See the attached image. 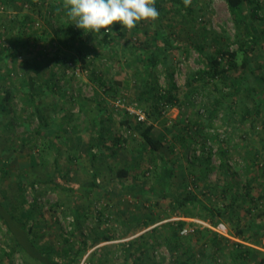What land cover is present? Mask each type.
Masks as SVG:
<instances>
[{"label": "rangeland", "instance_id": "1", "mask_svg": "<svg viewBox=\"0 0 264 264\" xmlns=\"http://www.w3.org/2000/svg\"><path fill=\"white\" fill-rule=\"evenodd\" d=\"M188 1L198 17L195 26L185 22L176 3L162 2V32L173 46L165 48V56L158 65L160 83L165 84L166 71L175 69L181 100L162 115L168 119L169 126L179 119L188 121L196 117L204 124L207 116L204 107L209 106L214 94L221 95V110L214 128L201 127L198 134L192 133L196 138L189 146L164 132L158 122L154 124L153 134L164 136V146L157 155L165 156L175 167L173 189L184 188L182 175L186 174L191 190L206 205L219 206L228 202L223 187L233 179L241 187L247 176L255 177L254 196L264 188L261 174L264 170V104L258 106V93L264 94V0H260L263 5L260 16L254 20L249 15L250 8L245 6L247 21L252 25L235 22L225 0ZM64 3L65 0H0V105L6 106L0 110V200L14 203L23 187L28 203L36 202L40 211L31 221L34 232L39 234L40 241L52 245L63 244L67 237L74 242L80 231L85 236L94 229L101 234L115 235L114 240L92 247L90 238L89 249L79 264H98L101 259L106 264H133L131 257L125 258L127 251L120 244L129 240L134 241L131 251H136L141 264H173L178 251L172 243L165 242L163 237L158 243L151 242L141 235L154 226L179 219L187 222L184 227H195L193 232L182 234L185 236L182 243L194 250L200 264H264V236L256 243L239 237L236 229L227 225L226 234L216 232L215 240L212 229L195 221H207L200 215H204L200 206L195 207V217H184L177 214L168 199L128 196L122 192L121 181L111 167L130 164L133 156L142 160V166L149 167L148 153L138 155L136 150L140 149L139 136L122 121L126 116L133 123L138 121L127 107H138L133 99L146 83L142 57L151 51L152 19L142 20L131 29L125 28L126 33L113 45H103L97 42L95 33H85L74 25L75 21L67 18ZM26 16L30 20L22 26L21 20ZM21 27L22 44L15 45L12 40ZM253 36L257 38L252 43L254 52L250 61L254 74L241 80L239 68L231 72L228 86L220 84L221 91L215 87L205 92L193 90L198 83L191 80V73L203 66L193 47L195 43H202L206 52L212 54L220 46L236 50L240 43H250ZM82 40L87 43L85 64L80 59L77 62L54 59L57 53L77 55ZM36 58L40 81L52 74L59 85L54 90L44 88L35 98L50 120L42 127L34 104L25 96L26 88L21 84L29 69L27 63ZM239 84L241 90L236 92ZM252 86L257 89L251 90ZM6 90L12 93L9 104L3 98ZM246 109L251 114L243 118ZM152 119L145 112L147 123ZM100 126L128 138V142L114 156L105 148L94 147L92 152L96 156L91 159L89 143L93 138L98 139L96 128ZM96 168L99 169L97 185L91 186L89 182ZM147 180L151 181V174L137 181L130 177L127 182L140 184ZM145 214L158 216L159 220L142 228L140 223ZM252 219L264 224V203L261 209L255 208L252 214L243 215L236 222L247 225ZM207 229L210 235L203 238L201 232ZM6 234L0 222V264H40L17 248ZM157 235L163 234L159 231ZM104 245L105 248L92 255L96 248ZM247 246L260 252L252 254L248 260L238 259V251Z\"/></svg>", "mask_w": 264, "mask_h": 264}, {"label": "trees", "instance_id": "2", "mask_svg": "<svg viewBox=\"0 0 264 264\" xmlns=\"http://www.w3.org/2000/svg\"><path fill=\"white\" fill-rule=\"evenodd\" d=\"M164 1L165 0H154V6L158 10L159 15L154 20L152 19L154 33L151 35V41H149L151 51L142 57L145 72L147 73V79L144 86L138 91L137 95L133 99L135 105L145 108L148 118L151 117L153 119L150 123H147V120H138L133 123L132 120L126 116V118L122 121L124 126L133 130L139 136L140 149L136 150L138 155L144 152L148 153L147 160H149V167L142 166V160H139V157L137 158L133 156L130 164L123 167H111V170L114 172L116 177L120 179L122 192L125 195L137 197L152 196L156 198L168 199L171 207L177 210V214L184 217H195L197 214L195 212V207L200 206V208L204 211V215H200L212 226L218 224L219 222H223L226 226L229 225L230 228H235L236 234L239 237H245L252 239L253 242L260 243V239L264 236V224L255 219L249 221L247 225H240L236 222V220H240L241 216L252 214L255 208L261 209L262 203H264V188L258 196H254L252 194L255 177L247 176L241 187H239V184L233 179L227 186L223 187V194L225 198L228 199V202L224 205L208 206L193 190H191L186 174L182 175L184 179V188L179 191L173 189L171 184L174 180V176L176 175L175 167L172 166V163H170L165 156L161 155V157H159L157 155L164 146L165 139L164 136L155 137L153 134L155 122L160 123L164 132L171 133L175 139L181 140L183 144L188 143L189 146V142L191 143L192 140H195L196 138L194 134H198L201 127L214 128L215 118L221 110V95L213 93L214 97L212 101H210L209 106L204 107L205 114H207L206 122L204 124L201 123L199 117H196L188 121L179 119L176 124L169 126L168 119L162 115L169 108L177 106L181 103L178 95L179 87L175 80V69H169L166 71L165 84L160 83L158 65L165 56V48H167V46H173L168 37H166L162 32L163 22L161 10L162 2ZM169 1H172L179 6L181 11L180 14H182L185 22L192 26L196 25L195 22L198 20V17L195 15V9L188 0ZM225 1L234 21L237 23L243 22L246 23V25L249 23V25L252 24L247 21L248 14L245 12V6L250 8L249 15L251 16V19L253 18L252 20L258 18L260 16V10L263 9V5L260 0ZM29 20V16H26L25 19L21 20L22 26ZM111 29L112 32L110 33H95L97 42L103 45L107 44L111 46L114 42H116V40L126 33L123 26L119 22H114ZM22 31L23 28H19V34L16 36L15 40H12L15 45L22 44L21 40L24 34ZM251 40L252 41L250 43H240L238 49L236 50H229L220 46L212 54H208L206 52L205 46L202 43H195V46L193 45V47L197 49L203 66L191 73V80L198 83V86L193 88V90H197V92L198 90H203L205 92L209 91L208 89L210 87H215V89L221 91L220 84L222 83L228 86V80H231V72H234L239 68H241L240 71L242 73L239 75L241 80L248 79L250 74H254V70L250 66V61L251 55L254 52V45H252V43L256 42L257 38L253 36L251 37ZM64 43L67 45V40H65ZM85 49H87V43L82 40L81 44L77 47V55L65 52L62 56L60 53H57L54 59L64 62L67 60L77 62L78 59H80L85 64L87 62ZM38 61L39 60L36 58L30 63H27V65H29V69L26 77L21 80V84L24 88H26L25 96L34 104L35 114L39 119L40 127H42L48 125L50 120L47 114L37 105L35 98L40 91L43 92L44 88H51L54 90V88L59 87V85L55 76L52 74H50L48 78L44 79V81H40L41 75L38 71L40 69ZM240 86L241 85L239 84L236 87V92L241 90ZM110 88L113 90L116 88V84L114 88ZM250 89L253 90L257 88L256 86H252ZM4 92L3 98L5 99V102L7 104L11 103V91L6 90ZM258 94V106H260L264 104V94ZM5 107V105H0V110ZM246 108L248 107L246 106ZM257 109L256 112L258 111ZM247 113L251 114V111L246 109L242 115L243 118H245ZM96 130L98 132V139L93 138L89 143V153L91 159L96 156L95 153L92 152L94 147H99V149L105 148L111 156H114L118 154L120 147L124 146L125 142H128V138H121L115 133L104 129L103 126L97 127ZM192 133H194V136ZM98 172L99 169L96 168L92 174V180L89 182L91 186L97 185ZM150 174L151 181L147 180L146 182L140 184L136 182H127V179L130 177L137 181L142 176L146 177ZM261 174L264 176V170ZM196 179L197 176L195 175V180ZM51 181L55 182L57 185L61 184L60 181H55V179H51ZM23 191V187H21L17 197L14 199V203L10 200H0V222L3 226H5L6 235L14 241L16 247H19L20 250L39 261L40 264H79L89 249L88 240H90V238L91 247L104 241H111L115 239V235L110 232L101 234L99 231L94 229L87 236L84 235L83 231H80V235H78L79 237H76L74 242L72 241V238L67 237L61 245H52L48 241H40L39 234L34 232V228L31 224L32 219H34L36 214L40 213V211H37L38 206L36 205V202L28 203ZM261 212H258V216H260ZM75 213L77 216V212ZM158 220V216L153 217L152 214H148L146 216H142V223L140 224L142 225V228H147L156 223ZM186 224L187 222L183 219L166 221L162 223V228L160 225L154 226L141 236L144 239L148 238V241L151 240V242L155 240V243H158L160 241L159 238L163 237L165 242L172 243L174 248H176L175 250L178 251L174 257L173 264H200L194 250H191L189 245L184 246L182 243L185 236H183L180 231L184 226H186ZM159 231L162 232L163 235H157V232ZM210 232L211 231L209 229L201 232L202 237H208ZM246 233H250V235L246 236ZM71 234L73 235L74 232H71ZM212 234L216 240V232L212 231ZM120 244L127 251L125 254L126 259L131 257L133 259V264H141V258L137 255L136 251H131V246L134 245V241L129 240L126 243ZM236 244L241 247L243 246L240 243ZM105 247L106 245L96 248L92 255L97 251H101ZM245 248V250L238 251V255L236 256L238 259L248 260V257L252 256V254L260 252L258 249L250 246ZM243 252L247 253V257L242 255ZM262 261H264V259ZM98 264H106V261L101 259Z\"/></svg>", "mask_w": 264, "mask_h": 264}, {"label": "clouds", "instance_id": "3", "mask_svg": "<svg viewBox=\"0 0 264 264\" xmlns=\"http://www.w3.org/2000/svg\"><path fill=\"white\" fill-rule=\"evenodd\" d=\"M64 10L67 18L85 33H110L108 26L114 22L131 29L136 23L159 15L154 0H65Z\"/></svg>", "mask_w": 264, "mask_h": 264}, {"label": "built area", "instance_id": "4", "mask_svg": "<svg viewBox=\"0 0 264 264\" xmlns=\"http://www.w3.org/2000/svg\"><path fill=\"white\" fill-rule=\"evenodd\" d=\"M127 111L135 116L137 120H145V111L142 108L135 107L133 105H130L127 107ZM197 222L202 223L204 226L212 229L213 231L217 232L218 234H226L227 226L223 222H219L218 224L212 226L208 221H202V220H195ZM195 230V227H183L181 229V234H188Z\"/></svg>", "mask_w": 264, "mask_h": 264}]
</instances>
